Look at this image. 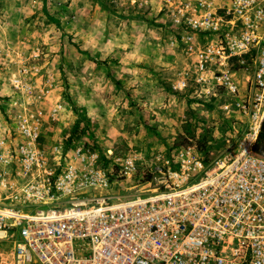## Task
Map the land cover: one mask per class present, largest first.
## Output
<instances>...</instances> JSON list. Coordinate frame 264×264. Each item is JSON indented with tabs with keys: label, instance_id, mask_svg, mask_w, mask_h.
<instances>
[{
	"label": "rangeland",
	"instance_id": "374dc122",
	"mask_svg": "<svg viewBox=\"0 0 264 264\" xmlns=\"http://www.w3.org/2000/svg\"><path fill=\"white\" fill-rule=\"evenodd\" d=\"M176 1L0 0V135L24 119L37 127V182L55 193L64 163L53 149L75 144L97 155L106 185L92 195L113 198L155 189L182 150L205 162L237 149L253 123L250 56L196 71ZM222 72L235 93L216 82Z\"/></svg>",
	"mask_w": 264,
	"mask_h": 264
},
{
	"label": "built area",
	"instance_id": "2783aa9c",
	"mask_svg": "<svg viewBox=\"0 0 264 264\" xmlns=\"http://www.w3.org/2000/svg\"><path fill=\"white\" fill-rule=\"evenodd\" d=\"M176 2L192 9L174 22L188 30L196 71L250 56L253 123L237 149L205 162L182 150L180 168L155 189L113 198L92 195L106 185L93 168L97 155L58 147L64 165L54 193L37 182L39 132L24 119L12 136L0 135V264H264V158L252 151L264 118V0ZM201 37L211 43L195 44ZM216 80L235 93L230 75Z\"/></svg>",
	"mask_w": 264,
	"mask_h": 264
},
{
	"label": "trees",
	"instance_id": "16d2710c",
	"mask_svg": "<svg viewBox=\"0 0 264 264\" xmlns=\"http://www.w3.org/2000/svg\"><path fill=\"white\" fill-rule=\"evenodd\" d=\"M252 151L255 155L264 158V118L261 122L256 140L253 143Z\"/></svg>",
	"mask_w": 264,
	"mask_h": 264
},
{
	"label": "bare ground",
	"instance_id": "6f19581e",
	"mask_svg": "<svg viewBox=\"0 0 264 264\" xmlns=\"http://www.w3.org/2000/svg\"><path fill=\"white\" fill-rule=\"evenodd\" d=\"M256 127H258V122L254 123L252 126V128H254V131L256 130ZM250 139L253 140V136Z\"/></svg>",
	"mask_w": 264,
	"mask_h": 264
}]
</instances>
